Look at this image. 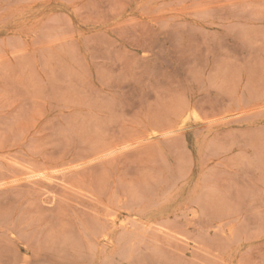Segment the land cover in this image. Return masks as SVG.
<instances>
[{
  "label": "rangeland",
  "instance_id": "obj_1",
  "mask_svg": "<svg viewBox=\"0 0 264 264\" xmlns=\"http://www.w3.org/2000/svg\"><path fill=\"white\" fill-rule=\"evenodd\" d=\"M0 264H264V0H0Z\"/></svg>",
  "mask_w": 264,
  "mask_h": 264
},
{
  "label": "bare ground",
  "instance_id": "obj_2",
  "mask_svg": "<svg viewBox=\"0 0 264 264\" xmlns=\"http://www.w3.org/2000/svg\"><path fill=\"white\" fill-rule=\"evenodd\" d=\"M68 243V242H67ZM67 243H65V244H67ZM63 245H64V243H63ZM65 246V245H64Z\"/></svg>",
  "mask_w": 264,
  "mask_h": 264
}]
</instances>
